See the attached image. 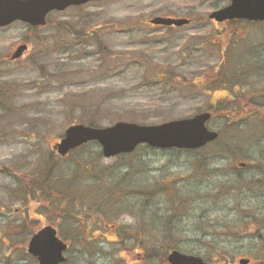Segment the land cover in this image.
Wrapping results in <instances>:
<instances>
[{
	"label": "rangeland",
	"instance_id": "obj_1",
	"mask_svg": "<svg viewBox=\"0 0 264 264\" xmlns=\"http://www.w3.org/2000/svg\"><path fill=\"white\" fill-rule=\"evenodd\" d=\"M227 2L94 0L52 11L44 26L0 27V264H38L27 252L32 231L55 222L74 234L65 213L74 211L98 232L83 264L138 259L111 240L117 226L142 227L147 255L137 264H166L168 243L208 262L264 264V21L216 23L209 14ZM157 15L194 20L166 27L149 21ZM26 40V55L11 60L8 51ZM228 77L242 82L236 94L220 88ZM210 105L217 111L207 124L221 137L207 149L141 146L106 157L91 141L61 158L53 146L85 115L100 126L160 123ZM226 106L241 119L222 118ZM50 156V192L28 199L25 174Z\"/></svg>",
	"mask_w": 264,
	"mask_h": 264
},
{
	"label": "water",
	"instance_id": "obj_2",
	"mask_svg": "<svg viewBox=\"0 0 264 264\" xmlns=\"http://www.w3.org/2000/svg\"><path fill=\"white\" fill-rule=\"evenodd\" d=\"M91 0H0V26L22 20L31 25L43 26L52 10H64L70 5H80ZM211 18L223 21L233 18L264 20V0H231L224 7L215 9ZM150 21L162 25H183L190 19L185 17L156 16ZM26 44L18 46L13 58L22 56ZM211 112L203 111L190 117L172 119L156 124H143L119 120L107 126H92L84 123L70 125L64 136L56 144L61 155H66L90 140L100 142L106 157L132 152L139 144L148 143L160 148H198L216 139L218 131L210 129L207 121ZM67 243L58 235L52 225L38 230L30 239L28 250L37 256L40 264H59L65 259ZM170 264H214L195 254L173 249L168 256ZM249 258L240 259V264H248Z\"/></svg>",
	"mask_w": 264,
	"mask_h": 264
},
{
	"label": "flooded vegetation",
	"instance_id": "obj_3",
	"mask_svg": "<svg viewBox=\"0 0 264 264\" xmlns=\"http://www.w3.org/2000/svg\"><path fill=\"white\" fill-rule=\"evenodd\" d=\"M184 17L191 19L190 22L194 20V18L191 16H184ZM237 21L242 22V23L244 22V20L233 19V20H225V21L216 22V23H235ZM23 42L27 43V49L25 50L23 54L24 56L29 50V43L27 40ZM19 44L20 43L18 42L15 46H13L8 51L7 56L10 59L12 58V54L14 53V50L17 48ZM36 181L37 180L27 181L28 183H26L25 185V187H27L25 194L28 199L34 196H36L37 198L45 197L50 192V186L47 185L48 183L46 181L44 180H38V182ZM16 209H17V212L20 211L19 210L20 208H16ZM27 214L30 215L28 210H27ZM83 214L84 213L82 211H78V212L74 211L71 213V217L76 220V232L74 234L68 235L67 237L60 236L67 243V248L64 251L65 259L59 264H73V263L83 264L82 257H83V249L85 247V245L83 244V233L85 230ZM45 224H52L53 226L57 228L55 222H46ZM45 224L35 227V229L32 231L31 236ZM107 226L109 227L108 224ZM142 232H143L142 228H140L139 230L133 229L131 231L127 229L126 233L122 234L121 232L118 231V228L116 227L114 229L115 237L111 239L113 242H115V245L119 246L121 249H124V251H128L129 254L133 253L134 255L137 256L138 259L133 261L132 262L133 264H137L140 261H144L147 255L146 250H145L146 240L144 239ZM101 235H103L108 241H110V239L108 238L106 234L103 233ZM96 237H98V234H96ZM32 257L37 261L38 264H40L36 256L32 255ZM72 260H73V263H72Z\"/></svg>",
	"mask_w": 264,
	"mask_h": 264
},
{
	"label": "trees",
	"instance_id": "obj_4",
	"mask_svg": "<svg viewBox=\"0 0 264 264\" xmlns=\"http://www.w3.org/2000/svg\"><path fill=\"white\" fill-rule=\"evenodd\" d=\"M97 28H99V26L97 27ZM96 28V29H97ZM93 32L95 31V30H92ZM91 31V36L93 35L92 32ZM224 60H225V58H223ZM224 60H223V62H224ZM222 66V68H226L225 66L223 67V65H221ZM227 69V68H226ZM216 79V78H215ZM194 80V79H193ZM229 80V81H228ZM228 80H221V81H223V84H219L218 83V80L216 79V80H212V82H210L209 84H210V86H212V87H214V86H217V85H220V88L223 86V87H225V86H228V90H232V89H234V87L235 86H237V89L238 90H240L241 88V86H242V82H241V80H239V79H237V78H229L228 77ZM194 83H196V82H194ZM239 83V84H238ZM243 88V87H242ZM212 89V88H211ZM237 89H234L235 91H234V94H236L237 93ZM208 90V89H207ZM236 92V93H235ZM252 99V98H251ZM236 100H234V102H235ZM230 104H232V103H230ZM252 104H255V102L253 101V99H252ZM254 107H258V105L257 104H255V105H253ZM212 107H214V108H212ZM217 107V106H216ZM241 109H244V107L243 108H241ZM240 109V110H241ZM208 110H210V111H212V117L214 116V111H217V109L215 108V106L214 105H210V108L208 109ZM221 110H227L228 111V113H224L225 114V116L224 117H222V118H224V119H228L229 121H232V120H234V119H241L240 117H238L239 115L237 114V113H239V112H241V111H243V110H241V111H238V112H236V116H234V113H231V112H229V108L226 106V107H223V108H221ZM241 114H245L246 115V112H244V113H241ZM82 121L84 122V123H86V124H89V125H93V126H97L98 125V122H97V120L96 119H94V117H87V115H85L84 117H82ZM220 137H221V132H220V135H219V137L216 139V140H214V141H212V142H214L215 143V141H217V140H219L220 139ZM220 141V140H219ZM211 142V143H212ZM210 145V144H209ZM141 146H143L144 148H151V146H149V145H147V144H143V145H140L138 148H140ZM137 148V149H138ZM202 148H204V149H207V145L206 146H204V147H202ZM44 161L43 162H41V163H39V165H38V169H37V171H34L33 173H31V174H25L26 176H25V178L28 180V181H32V180H37L36 182H38V180H44V181H46L48 184H49V182H50V177H51V169H52V167L53 166H55V162H53V160H52V158H51V156L49 157V158H44L43 159ZM78 176L79 175H76V180L75 181H77V179H78ZM61 179H63V177H61ZM67 181V183L66 184H68L69 182H70V180H66ZM47 184V185H48ZM65 184V187L64 188H67L68 186ZM70 184V183H69ZM183 209V207H181V208H179V209H176V211L177 212H179V211H181ZM64 211H66V209H63ZM93 211H94V213H95V209H93ZM66 213V216H68V217H71V213L72 212H65ZM95 214H97V213H95ZM94 217H95V215H94ZM62 219H63V215H62V217H61ZM98 219H99V217H97ZM173 219H174V216H171V217H168L167 219H166V226H167V230L170 232L171 230H173L174 229V225H173ZM97 225V221H96V217H95V219H93V222L92 223H88V226L90 227V226H96ZM109 225V224H108ZM99 226H100V223H99V225L97 226V228H99ZM173 226V227H172ZM117 228H118V226H117ZM142 228V227H141ZM145 228V227H144ZM85 229H86V226H85ZM127 230V229H126ZM126 230H124L125 231V233H126ZM118 231L119 232H121L120 231V228H118ZM75 233V232H74ZM63 234V233H62ZM63 236V235H62ZM65 237V236H64ZM67 237V236H66ZM95 239H96V232H89V230L88 229H86V230H84V233H83V244L85 245V247L89 244V243H93L94 241H95ZM145 239V238H144ZM146 240V239H145ZM173 248H177V244H175V243H168L167 245H165V253H166V255L163 257V259L166 261V258H167V254H168V252L171 250V249H173Z\"/></svg>",
	"mask_w": 264,
	"mask_h": 264
}]
</instances>
